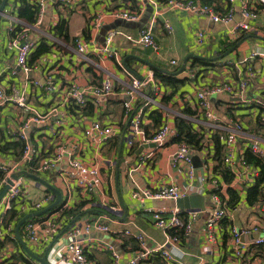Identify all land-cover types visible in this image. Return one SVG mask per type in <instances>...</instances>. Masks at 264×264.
Here are the masks:
<instances>
[{
    "label": "crops",
    "instance_id": "crops-1",
    "mask_svg": "<svg viewBox=\"0 0 264 264\" xmlns=\"http://www.w3.org/2000/svg\"><path fill=\"white\" fill-rule=\"evenodd\" d=\"M29 1L35 3L38 0ZM157 1L160 3L159 15H155L154 6L148 0H49L42 21L39 24L36 21L31 25L19 18V3L16 0H8L5 15L0 24V88L17 87L21 91H26L29 104L35 111L46 114L64 98L72 87L86 88L101 84L105 70L112 72L116 77L114 94L103 100L101 106L90 103L93 105L92 108L86 107L87 109L82 113H70L61 123H58L56 118H52L44 124H37L35 126L38 127L32 132L31 137L39 140L44 151L54 150L60 142L78 144L83 150L82 158L91 162L99 154L84 134V129L89 123L92 120L101 119L118 123L121 127V132L117 136L102 145L99 163L100 182L91 194L87 195L74 186L72 197L67 200L66 194H69V190L57 174H44L50 183L61 190L62 201L67 200L64 203L69 202V208L84 201L86 203L82 210L96 208L99 212L80 214L72 225L67 223L68 228L65 230L62 226L65 217L62 218L61 210L57 209L40 218L51 223L57 222L56 231H51L39 243L28 239L26 233L23 238L39 256H43L53 243L48 252V259L53 264H75L63 257L67 244L74 239L70 235V229L99 220L105 223L109 230L93 229L88 236L83 238L87 256L97 264H112L113 253L117 252L121 261H127L134 256L136 250L141 248V242L137 238L138 234L145 237L148 247L162 244L166 239L164 230L155 224L150 209L175 208L172 205L175 201L173 199H167V201L164 199L145 201L135 199L132 196L133 189L139 185L157 190L166 185L177 184L186 194L200 193L207 200V212L200 215L191 231L181 242V248L185 251L181 264H200V262H205V264H264L262 261L264 247H261L263 245L250 246L244 257L237 260L233 256L234 249L231 242L230 226L232 223L243 226L255 222V214L246 201L247 189L255 183V178L238 179L233 175L231 182L225 181L222 173L216 168L218 160L215 159L213 142L209 140L208 134L211 131V125L195 109L197 90L221 82H239L241 78L247 76L250 67L254 69L255 74L249 77L245 98H250L253 102L257 99L264 100V0H250L251 6L258 10V18L249 20L251 25L249 31L235 29L236 23L243 19L240 11L241 0H234L233 3L229 0H203L215 4L222 11L227 10L232 4L235 9L236 23L234 26L217 24L205 15L192 14L184 9L170 8L166 4L167 0ZM1 2L2 0H0V5ZM126 6L141 11L139 21L126 23L122 21L123 19L111 16L113 11ZM98 18L101 20L95 25V19ZM164 19H168L173 24L174 34H168ZM62 20L66 23L68 37L63 31L60 33L55 29V26ZM150 24L153 26L158 50L135 44L123 34H116L110 45L112 56L96 51L97 48L107 46L109 31H122L135 38L142 28ZM199 30H204L206 33L203 44L197 42ZM21 31H26L27 37L36 40L38 46L41 41L50 45V50L38 57H34L38 46L33 50L29 61L34 66V70L27 75L21 71L12 74V70L17 67V48L12 42ZM79 41L86 44L87 52L78 50ZM253 52L259 54L248 62H242ZM189 54L211 59L215 64L213 66L191 65L193 58H189L186 69L178 72L177 75L179 78H186L187 81L176 89L161 84L163 94L151 96L155 102L151 101L145 107L148 116L144 118V127L150 136L159 128L150 118V112L159 109L163 112L164 122H169L176 127L175 118L181 115L190 119L196 130L204 132L205 147L193 153L194 165L201 164V166H196L197 172L192 180L187 177L184 168L174 166L173 154L177 149V142L172 139L163 147H146L145 145H138L131 149L128 147L125 139L128 137V128L123 107V102L129 100L123 92L124 88L131 84V76L128 72L145 78L150 71H154L146 60L158 67L175 70L181 67ZM171 60H176L177 64H172ZM119 61L122 62L123 67L120 66ZM48 73L54 76L53 91H48L46 88L45 79ZM148 94V89H143L134 98V104L142 106L147 102L145 98ZM211 101L225 124L230 125L232 123L230 119L239 120L243 124L244 132L235 149L237 164L245 151L255 142H259L264 148V121H260L256 112L259 105L245 104L240 97L226 93L213 97ZM186 108L196 113L188 116L184 113ZM29 113L11 102L0 105V146L19 138L18 134L23 121ZM226 131L228 134V130ZM141 146L143 148L139 151ZM225 153L226 150H224L223 163L230 171L224 161ZM13 159V151L12 153L0 151V161L10 162ZM206 165L208 168H205ZM212 170L215 174L217 173L219 189L227 196V199L229 196L227 189L232 187L239 192L241 200L237 208L233 209V220H222L213 230V237H210L206 229V218L207 213L216 207V203L212 199L211 184H204L202 178L205 177L209 182ZM27 184L26 199L20 202L25 200V205H27V201L41 200L45 196L44 184L32 178L28 179ZM52 193H54V201L56 194L54 191ZM22 204L20 205L21 210H23ZM49 204L51 202L46 206ZM59 206L61 207V204ZM9 225L14 227L15 223ZM7 237H16L15 231L14 235L10 234ZM7 237L1 244L0 264H29L22 258V256L28 258L22 246H18ZM249 239L252 238H244L245 241ZM29 260L33 264H40L32 256ZM144 263L167 264L158 255Z\"/></svg>",
    "mask_w": 264,
    "mask_h": 264
},
{
    "label": "built area",
    "instance_id": "built-area-1",
    "mask_svg": "<svg viewBox=\"0 0 264 264\" xmlns=\"http://www.w3.org/2000/svg\"><path fill=\"white\" fill-rule=\"evenodd\" d=\"M48 1L49 0H38L35 2L38 5L37 24H39L44 17L45 7ZM148 1L153 4L155 15H159L160 3L157 0ZM233 1L234 0H229L230 3H233ZM241 2L240 11L243 19L236 23L235 29L237 31H249L251 30L249 20L258 18V10L251 6L250 0H241ZM166 4L170 8L184 9L192 14L205 15L216 22H223L227 24L235 19V9L232 4H230L225 11L218 9L213 3L204 2L203 0H167ZM111 16L118 19L138 21L141 16V11L126 6L125 8L113 11ZM100 20L101 18L95 19V25H97ZM164 25L168 34L175 33V28L168 19H164ZM116 34H123L129 41H132L135 44L151 47L155 50L159 49L153 33V26L150 24L142 28L139 35L135 38L131 35L124 34L122 31L111 30L107 35V46L97 48L96 51L112 56L113 52L110 50V45ZM205 39V31L199 30L197 33V42L199 44H203ZM12 43L17 48V67L12 70V74H17L19 71L23 72L25 75L29 74L32 70H34V66L29 61V58L33 50H35L38 46V43L34 39H29L26 31H21ZM77 45L80 52L88 51L84 42L79 41ZM258 54V52H253L251 56L244 58L242 62H248L251 58L256 57ZM171 63L176 65L177 61L171 60ZM119 64L123 67L121 61H119ZM128 73L131 76V84L123 90L124 94L129 98V100L123 102L125 110L124 118L128 128V137L125 138L126 143L130 149L135 146L145 145L151 142L155 143L156 147H163L168 141L177 135L178 131L176 127L172 126L169 122H163V124L156 129L151 136L144 127V118L148 116L145 107L151 101L155 102L151 96H160L163 94L161 83L155 77L154 71H150L145 78H140L131 72ZM254 74V69L250 67L248 69L247 76L241 78L239 82H221L206 86L197 90L195 95L197 98L195 106L196 111L203 115L211 125V131L208 133L209 140L211 138L213 128L228 130V134L224 138L226 150L224 161L228 165L230 172L238 179H243L245 177L256 178L259 173V169L255 165L246 162L244 155L239 159L238 164L236 163L235 149L241 134L244 132L243 124L241 121L233 119H230L232 122L230 125L225 124L223 119L215 111L211 100L219 94L226 93L234 97H240L245 104L250 105L256 103L259 105L258 108H256L257 115L261 121H264V100L257 99L253 102L252 99L245 98L249 85V77ZM103 76L102 83L99 85L88 86L86 88L72 87L69 89L64 98H62L46 114H41L35 111V109L29 104L28 94L26 91H21L17 87H10V89L0 88V105L11 102L25 112H30L25 117L21 131L18 134V137L26 142L23 153L19 157L14 156V159L10 162L0 161V169L6 172V177L2 182L1 188L14 172L23 169L28 170V167L32 164L35 165L37 172L41 175L47 173L57 174L58 178L64 182L66 188L69 190V194H66L67 200L72 197L74 186L80 188V190L85 192L87 195L91 194L98 187L101 175V168L99 164L101 148L104 143L121 132V127L118 123L95 119L92 120L84 129L85 137L88 142L95 147V151L99 154L93 158V161L91 162H87L82 158L81 154L83 150L78 144L60 142L56 145L54 150L44 151L40 146L39 140L36 137L31 136L32 132L36 129V127H38L35 126L37 124H44L47 120H51L52 118H56V121L61 123L70 113L72 114L69 109L71 104H76L79 108H84L90 103L101 106L103 100L114 94V80L116 78L115 75L108 70H105ZM45 80L47 90L53 91V74L48 73ZM145 88L149 91V94L145 98L147 102L142 106H136V104H134V98ZM78 112L82 113V111ZM251 150L255 154L264 157V148L259 142H255L251 146ZM194 152L195 149H193L186 142H177V149L173 154L174 166L180 169L184 168L185 173L190 180L194 178L197 172V168L194 165ZM205 168H208V166L206 165ZM217 176L218 175L212 170L210 172L209 182L206 181L205 177L202 178V182L204 184H211L212 199L216 203V207L211 212L207 213L206 218V229L208 230L210 237H213V230L216 229L222 220H233V209L237 208V206L234 208L228 207L226 202L227 200L221 196L222 194L227 197L219 189ZM28 179L30 180L31 178L25 175H21L17 179H12L10 188L0 202V243L8 235H14V227L12 225H5V215L12 207L14 201L26 199V195L28 193ZM45 187L46 193L41 200L39 199L33 202L27 201V205H25L26 201L23 200L24 203L21 206L23 209L22 211L26 213L38 211L45 208L48 203L53 201L54 193L48 191L47 186ZM185 195L186 192H184V190L177 184L166 185L157 190H151L137 185L132 191L133 198L144 201L147 199L176 200ZM66 201L61 200V211L70 207L69 202L64 203ZM251 208L255 214V222L245 224L243 226H238L237 224L232 223L230 226L232 238L231 242L234 249L233 256L237 260H241L244 257L250 246H264V202H258L251 206ZM150 211L155 224L164 230L166 235L165 241L154 247H148L146 246L145 237L142 234H138L137 238L141 242V248L136 250L134 256L127 261H121L118 253L114 252L112 264H145L144 262L150 261L153 256L157 255L160 256L167 264H181L182 258L185 254V251L181 248V242L183 239L178 234L173 235L171 230H175L177 232L179 230H184L185 236H187L191 231L194 222L197 221L201 214L207 212L206 209L183 210L178 207L169 210L151 208ZM183 214H185V218ZM57 229V222L51 223L39 219L27 223L25 226V233L28 236V239L39 243L43 238L47 237L51 231H56ZM93 229L108 231L109 227L99 220L88 222L84 225L74 226L70 229V235L74 239L67 244L64 252L65 255L63 257L75 264H97L93 259L87 256L85 251L86 245L83 239L85 236H88ZM255 234H259V236L255 237ZM247 237L252 239L245 241L244 238ZM262 261H264L263 258ZM200 264H205V262H200Z\"/></svg>",
    "mask_w": 264,
    "mask_h": 264
},
{
    "label": "trees",
    "instance_id": "trees-1",
    "mask_svg": "<svg viewBox=\"0 0 264 264\" xmlns=\"http://www.w3.org/2000/svg\"><path fill=\"white\" fill-rule=\"evenodd\" d=\"M16 1L19 3V8H18L19 18L28 24H31V25L35 24L37 21V17H38L37 3H32L29 0H16ZM55 29L60 33H62L63 31L66 34V36L68 35V29H66V23L64 20L60 21L55 26ZM49 50H50V45L45 41H41L40 45L34 52V57H38L42 55L43 53L48 52ZM196 64H201L205 66H213L215 63L212 62L211 59H208V58H193L191 65H196ZM179 69L180 67L176 68L175 70L166 69V71H162L158 67H153L154 74L157 80L161 84L169 85L173 87L174 89L180 87L187 81L186 78H179L177 76ZM91 106L93 105L88 104L86 107L92 108ZM86 107L79 108V106H77L76 104H71L69 109L72 113H77L78 111L85 112V110L87 109ZM184 113H186V115L188 116H193L196 112H194V110H191L190 108H186L184 110ZM150 118L154 122V125L158 127H160L164 122L163 112L162 110H159V109L152 110L150 112ZM175 125H176V129L178 133L172 139L173 141L186 142L193 149L197 151L202 150L205 147L204 146V138H205L204 132L196 130L190 119L184 116L178 115L175 118ZM226 135H227L226 130L220 129V128H213L210 140H212L213 142V146L215 150V155H214L215 159L218 160V166L216 168H218L219 169L218 171L222 173L226 182H231L234 176L229 170H227V168L224 166V163H223V155H224V150H225L224 138L226 137ZM25 146H26V142L23 139L18 138L17 140L6 142L4 146H0V151H3V152L10 151L11 153L13 151V155L19 157L23 153ZM244 159L246 160V162L255 165L259 169V173L255 178V183L247 189V193H246L247 203L253 206L258 202H264V159L260 155L255 154L251 150V148H248L245 151ZM28 171L33 174L41 175L39 172H37L35 165L33 164L30 167H28ZM41 176L45 178L44 175H41ZM5 177H6V172L0 169V189H1V185ZM47 190L50 192H53L50 188H47ZM227 192L229 195L228 199L222 194L221 196L227 200L226 202H227L228 207L230 208L236 207L240 203V200H241L239 192L237 190H234L232 187H228ZM20 201L19 200L14 201L12 207L7 211L5 215V225L9 226V224L15 223L14 228H13L14 231H15V228L18 222L27 214L26 212L20 209V205L23 202V201L22 202ZM52 202L53 201H51V203ZM85 203L86 202L82 201L72 208L63 209L61 211V217L62 218L65 217V220L63 221V225H62L65 230L68 228L67 223L69 222V224L72 225L74 221H76V218L79 217L80 214H84L87 212H99V210L96 208L91 209V210H82V207L85 205ZM57 209L58 210L60 209L59 205L51 209V211H49L48 213H52L56 211ZM44 215L45 214L29 218L20 228L21 236L23 237L25 234L24 231H25V226L27 223L40 219ZM183 215L185 218V214ZM171 233L173 235H177V234L180 235L182 239H184L185 237L184 230H179L178 232L175 230H171ZM7 239L13 241L15 244L21 247L20 242L18 241L17 237H12V238L7 237ZM1 244L2 242L0 243V248H1ZM261 247H264V246H261ZM23 252L27 254L28 258L24 256H22V258L29 264H33L29 260L31 256L24 249H23Z\"/></svg>",
    "mask_w": 264,
    "mask_h": 264
},
{
    "label": "water",
    "instance_id": "water-1",
    "mask_svg": "<svg viewBox=\"0 0 264 264\" xmlns=\"http://www.w3.org/2000/svg\"><path fill=\"white\" fill-rule=\"evenodd\" d=\"M8 3V0H2L1 5H0V24H1V19L3 18V16L5 15V7ZM202 58V56L200 55H196V54H189V56H187L180 69H179V73L184 71L186 69V65H187V61L189 58ZM147 63H149L152 67H158L156 66L154 63H152L149 60H146ZM160 70L162 71H166V69L158 67ZM124 141V139H123ZM122 141V142H123ZM146 147L151 146L154 147L155 143L151 142L148 144H145ZM142 146L139 148V151L142 150ZM194 160L195 157L193 156ZM196 166H201V164H196ZM21 175H25L28 176L36 181L41 182L42 184H44L45 186H47L48 188H50L51 190H53L56 194V199L49 204L48 206H46L45 208L38 210V211H34V212H29L27 213L17 224L16 228H15V233H16V237L18 239V241L20 242L22 248L30 255L32 256L34 259H36L37 261H39L40 264H53L52 262H50V260L48 259V252L49 249L52 247L53 243L50 244L49 248L47 249V251L44 253L43 256H39L38 254H36L31 248L30 246L26 243V241L24 240V238L21 236L20 234V228L21 226L29 219L32 217H36V216H40L43 214H47L49 211H51V209L55 208L57 205L60 204L61 200H62V192L59 188H57L55 185H53L52 183H50L47 179L37 175V174H33L31 172H29L26 169L14 172L10 178H8L4 184V186L1 188L0 190V202L3 199V197L5 196L6 192L8 191V189L10 188V185L12 184V179H17L19 176ZM206 203L207 200L205 198L204 195L202 194H186L185 196L179 197L178 199L175 200V202L172 204L175 207H178L180 209L183 210H191V209H200V210H204L206 209ZM255 237H258L259 234H255Z\"/></svg>",
    "mask_w": 264,
    "mask_h": 264
},
{
    "label": "rangeland",
    "instance_id": "rangeland-1",
    "mask_svg": "<svg viewBox=\"0 0 264 264\" xmlns=\"http://www.w3.org/2000/svg\"><path fill=\"white\" fill-rule=\"evenodd\" d=\"M123 22H126V23H129V22H137V21H130V20H125V19H123L122 20ZM139 21V20H138ZM214 22H216V21H214ZM217 24H221V25H224V26H226L227 24H231L232 26H234L235 25V23H236V21H235V19L234 20H232L231 22H229V23H223V22H216ZM226 24V25H225ZM164 201H167V199H164ZM173 202H175V201H173ZM166 203V202H165ZM259 252V251H258Z\"/></svg>",
    "mask_w": 264,
    "mask_h": 264
}]
</instances>
